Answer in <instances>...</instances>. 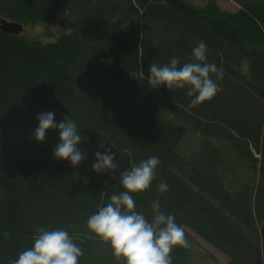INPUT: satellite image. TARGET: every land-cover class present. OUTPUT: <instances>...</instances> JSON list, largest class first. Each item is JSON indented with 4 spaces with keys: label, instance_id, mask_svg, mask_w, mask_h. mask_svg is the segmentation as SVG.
<instances>
[{
    "label": "trees",
    "instance_id": "16d2710c",
    "mask_svg": "<svg viewBox=\"0 0 264 264\" xmlns=\"http://www.w3.org/2000/svg\"><path fill=\"white\" fill-rule=\"evenodd\" d=\"M234 1L237 12L217 0H0V18L69 25L46 43L0 31V264L33 247L40 227L66 230L82 250L78 264H125L87 219L125 191L120 171L152 156L155 178L130 193L135 211L151 222L158 200L228 264H264V0ZM199 41L224 73L211 74V100L191 107L187 86H149V65L193 62ZM48 111L75 122L87 153L78 166L54 158L57 130L43 143L32 137ZM104 147L116 152L115 172L92 169ZM187 242L172 248V264H195Z\"/></svg>",
    "mask_w": 264,
    "mask_h": 264
},
{
    "label": "clouds",
    "instance_id": "9594fccd",
    "mask_svg": "<svg viewBox=\"0 0 264 264\" xmlns=\"http://www.w3.org/2000/svg\"><path fill=\"white\" fill-rule=\"evenodd\" d=\"M206 52V44L199 41L192 49L193 62L179 66V58L173 57L163 66L149 65V86L158 89L164 85L169 90L187 86V95L192 97L191 107L211 100L218 91L211 74L222 79L224 73L214 63L207 62ZM36 119L38 126L32 137L37 142L43 143L50 129L59 132V143L54 148L55 159L70 161L73 167L86 159L87 153L78 147L82 139L75 122L66 119L56 122L54 111L40 113ZM115 156L116 152L104 147L103 153H95L92 169L97 173L117 171L120 166ZM159 164V158L152 156L138 164L131 163L129 169L120 171V183L125 191L113 194L106 206L100 207L87 219L90 232L110 244L115 258L123 259L125 264H172V248L176 245L188 247L184 229L177 225L174 216L165 215L160 210L158 200L151 204V222L135 211V201L130 193L147 190ZM158 191H168V185L161 181ZM37 232L34 246L21 252L18 259L12 260L10 264H78L79 257L83 255L82 250L66 230L46 231L40 227Z\"/></svg>",
    "mask_w": 264,
    "mask_h": 264
},
{
    "label": "rangeland",
    "instance_id": "374dc122",
    "mask_svg": "<svg viewBox=\"0 0 264 264\" xmlns=\"http://www.w3.org/2000/svg\"><path fill=\"white\" fill-rule=\"evenodd\" d=\"M193 5L203 6L205 4V0H189ZM219 6L222 9L237 11L240 6L236 4L233 0H218ZM24 34L32 37L40 38L43 43L46 42H54L57 37L62 33H67L69 30V25L65 21L63 24H56L52 26H45L43 24L35 23V24H25ZM24 35V36H25ZM188 136H189V145L195 147L196 136L194 131L189 128ZM185 232H187V236L189 240L192 242V253H193V261L195 264H228V256L224 253L215 249L209 242L204 241V239L193 232L188 227L184 226ZM186 236V237H187ZM187 238V239H188ZM189 242V241H188Z\"/></svg>",
    "mask_w": 264,
    "mask_h": 264
},
{
    "label": "water",
    "instance_id": "95a60500",
    "mask_svg": "<svg viewBox=\"0 0 264 264\" xmlns=\"http://www.w3.org/2000/svg\"><path fill=\"white\" fill-rule=\"evenodd\" d=\"M0 28L2 31L7 33H19L23 30L24 26L22 23H19L18 21H11L6 19L5 17L0 18ZM261 238L263 239L262 242V248L264 250V222L261 225Z\"/></svg>",
    "mask_w": 264,
    "mask_h": 264
},
{
    "label": "bare ground",
    "instance_id": "6f19581e",
    "mask_svg": "<svg viewBox=\"0 0 264 264\" xmlns=\"http://www.w3.org/2000/svg\"><path fill=\"white\" fill-rule=\"evenodd\" d=\"M190 4H192L189 0H187ZM234 1V0H233ZM205 2H206V0H205ZM217 2H218V0H217ZM235 2V1H234ZM236 4H238L237 2H235ZM219 4V3H218ZM193 5V4H192ZM195 5V4H194ZM193 5V6H194ZM239 5V4H238ZM196 6H198V5H196ZM240 6V8L239 9H241L242 7H241V5H239ZM238 9V10H239ZM228 10V9H227ZM237 10V11H238ZM230 11V10H229ZM237 11H235V12H237ZM231 12H233V11H231ZM12 21V20H11ZM23 26H24V24H23ZM24 30H25V26H24V28H23V30L21 31V32H19V33H13V34H16V35H25L23 32H24ZM0 31H2V29L0 28ZM3 32V31H2ZM7 33V32H6ZM259 167V166H258ZM251 178V176H246L245 177V179H250ZM262 239V238H261ZM262 242H263V239H262Z\"/></svg>",
    "mask_w": 264,
    "mask_h": 264
}]
</instances>
